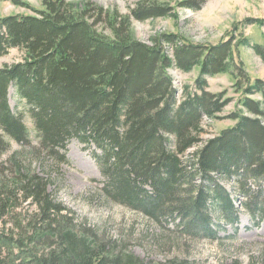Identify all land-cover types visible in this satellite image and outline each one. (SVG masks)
<instances>
[{
	"label": "trees",
	"instance_id": "obj_1",
	"mask_svg": "<svg viewBox=\"0 0 264 264\" xmlns=\"http://www.w3.org/2000/svg\"><path fill=\"white\" fill-rule=\"evenodd\" d=\"M10 1L31 8L24 0ZM173 1L140 0L131 13L120 14L91 2L42 0L34 14L0 16V56L13 48L23 52L20 61L0 67V156L12 141L34 140L26 115L11 106L14 88L39 137L37 152L60 166L70 164L72 139L94 145L108 201L157 222L175 219L184 233L216 240L220 226L211 208L225 221H239L221 179L237 183L248 208L256 201L251 210L264 216L263 193L249 185L264 180V79L251 80L237 63L235 48L251 46L248 37L234 33L212 44L163 33L151 45L133 36V20L176 18L177 6L196 9L204 2L177 0L175 7ZM252 47L264 61V46ZM196 68L195 81L180 94L170 71ZM220 73H231L240 92L227 114L235 98L209 90L208 77ZM223 119L234 123L203 137L209 120ZM51 181L19 166L0 185V264H193L147 261L100 238L53 197ZM18 196L34 211L17 212ZM11 217L13 227H7Z\"/></svg>",
	"mask_w": 264,
	"mask_h": 264
},
{
	"label": "rangeland",
	"instance_id": "obj_2",
	"mask_svg": "<svg viewBox=\"0 0 264 264\" xmlns=\"http://www.w3.org/2000/svg\"><path fill=\"white\" fill-rule=\"evenodd\" d=\"M31 8L15 5L10 0H0V16L12 13L34 14V9H42V0H24ZM140 0H72L75 5L86 2L96 4L109 11L120 14L131 13ZM165 1V0H161ZM177 0L172 5L177 6ZM202 1V0H197ZM200 8L177 6L178 16L151 18L146 21L133 20L132 34L136 39L153 45L155 38L163 33L177 34L192 43H218L235 33L237 38L248 37L251 46H236L237 63L244 64L251 80L264 79V61L256 54L252 44L264 46V0H203ZM247 20L251 22H246ZM102 25H98L100 29ZM107 32V31H106ZM237 32V33H236ZM23 52L13 48L0 56V67L22 59ZM236 69V68H235ZM236 71V70H234ZM180 94L185 83L195 81L198 68L189 73L171 70ZM209 90H226L235 98L223 114L235 108V77L231 73H220L208 77ZM10 103L17 112L26 115V122L32 131L33 143L21 145L11 142L7 151L0 156V185H5L15 176L19 166L23 171H34L45 177H53L49 191L55 199L64 203L76 217L79 225L93 228L102 239L111 240L123 246L147 261L165 262L168 260H186L193 264H264V216L251 210L256 204L246 205L237 183L221 179L224 187L232 194L239 221L236 224L225 221L222 214L211 208L213 221L219 227L218 239L211 240L190 236L178 228L177 220L157 222L145 214L122 204L108 201L102 194L103 174L100 163L94 155L96 147L86 146L77 139L68 145L67 157L70 164L57 166L44 153L37 152L38 135L33 122L28 117L26 103L10 89ZM26 112V113H25ZM234 122L230 119L206 123L208 131L204 138L210 137ZM197 147H194V149ZM192 149L191 151H193ZM37 150V151H36ZM190 151V152H191ZM99 152V151H98ZM35 154V155H34ZM61 179H59V178ZM251 191L264 202V180L259 184L249 181ZM19 197V196H18ZM17 212L34 211V206L19 197ZM13 218H7V227H13Z\"/></svg>",
	"mask_w": 264,
	"mask_h": 264
}]
</instances>
